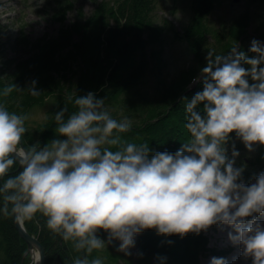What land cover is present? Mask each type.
<instances>
[{
  "label": "clouds",
  "instance_id": "1",
  "mask_svg": "<svg viewBox=\"0 0 264 264\" xmlns=\"http://www.w3.org/2000/svg\"><path fill=\"white\" fill-rule=\"evenodd\" d=\"M250 51L254 58L237 44L224 55L208 52L203 90L184 99L189 138L175 153L150 156L147 144L124 140L131 120L113 118L92 92L71 101L76 111L67 118V106L55 114V132L66 139L20 148L28 117L0 103V213L18 223L42 214L48 230L83 253L72 264H103L88 258L106 247L99 230L127 252L144 230L183 237L213 225L232 228L229 239L243 256L264 264V225L257 219L264 216V173L250 185L238 182L239 153L233 147L230 160L226 148L232 133L249 152L264 146V45L253 40ZM14 90L25 91L12 84L0 95ZM26 90L41 95L35 82ZM211 264L227 261L214 257Z\"/></svg>",
  "mask_w": 264,
  "mask_h": 264
},
{
  "label": "trees",
  "instance_id": "2",
  "mask_svg": "<svg viewBox=\"0 0 264 264\" xmlns=\"http://www.w3.org/2000/svg\"><path fill=\"white\" fill-rule=\"evenodd\" d=\"M157 1L102 0L86 19L78 9L70 26H62L55 39L40 46L38 54L20 62L22 73L15 79V85L30 86L35 82L41 95L34 97L24 92L21 96L22 93L14 90L7 97L0 95V103L9 112L27 116L30 108L43 105L49 98L55 100L43 124L32 131L26 128L22 138L25 148L37 142L43 147L54 139H66L58 137L55 132V114L67 106V118L76 111L71 101L76 96L92 92L96 98L105 100V107L113 118L131 120V130L120 134L124 140L147 144L150 156L157 152L175 153L181 149L189 138L185 128L184 99L190 100L203 90L199 76L207 66L208 52L224 55L237 44L239 52L254 58L246 43L251 16L246 11L230 23L214 27L209 23L213 0H191L188 23L181 33L173 32V36L176 41L187 45L192 60L188 68L167 77L162 50L164 27L157 25L153 16ZM246 1L255 4L264 0ZM73 8L71 3H66V9ZM63 16L61 14L57 20ZM262 27L263 22L258 24L256 32ZM74 36L76 41H73ZM257 37L264 40V31ZM72 61L75 68L71 67ZM249 83H253L250 78ZM4 87L6 85L0 80V93ZM202 109L203 105H200L197 111L202 113ZM235 136L232 133L229 141ZM20 170L17 166L9 175H16ZM262 172L264 146L258 144L256 157L243 169L238 182L249 185ZM23 225L43 247L44 264H72L76 257L83 256L74 249L71 241H63L47 229L42 214L37 213ZM218 226L210 228L215 230ZM150 230L134 237L135 260L129 253L119 251L115 242L107 243L108 233L103 230H99L97 236L106 242V247L94 250L88 258H99L103 264H200L203 258H225L232 251L208 247L206 230L183 237L172 235V242L168 240L171 244L168 241L153 244L147 235ZM26 252L27 246L19 237L12 216L5 217L0 213V264H29Z\"/></svg>",
  "mask_w": 264,
  "mask_h": 264
},
{
  "label": "rangeland",
  "instance_id": "3",
  "mask_svg": "<svg viewBox=\"0 0 264 264\" xmlns=\"http://www.w3.org/2000/svg\"><path fill=\"white\" fill-rule=\"evenodd\" d=\"M102 0H0V80L6 86L15 84V79L21 75L20 62L26 61L33 54L39 53L40 46L57 37L62 26H70L76 19L77 10L80 9L84 19L88 18L96 5ZM69 2L74 7L66 9ZM191 0H158L153 11L156 24L164 27L162 35L163 59L165 61L164 73L173 77L179 71L189 67L192 55L185 43L176 41L173 32L181 33L187 25ZM64 11L62 12V10ZM248 12L251 21L247 27V45L251 48L253 40L264 45V40L257 39V35L264 31V27L258 28V24L264 23V1L250 4L246 0H213V10L209 16V23L219 27L222 23L228 24L234 18ZM63 14L61 20L60 15ZM260 16V17H259ZM165 21V24H164ZM77 37H73L76 41ZM71 67L75 68L74 61ZM26 69L25 71H27ZM169 77V78H170ZM29 81V79H26ZM19 83V82H18ZM29 85H22L20 88H28ZM21 96L27 91H18ZM55 100L47 99L43 105L34 106L28 110L26 128L29 131L35 130L43 124L48 112L54 107ZM258 144L254 145V151L249 152L244 143L236 136L228 142L227 155L233 159V147L239 153L235 157L234 166L244 169L253 162ZM256 180L252 181L255 183ZM0 199V207L2 204ZM258 221L264 225V216H258ZM229 232L233 229L227 225H220L216 230L208 228L206 235L210 247L221 250L232 249L224 259L227 264H253L252 258L243 256V249L239 244H233L229 239ZM233 234H235L233 232ZM153 244L161 243L173 238L172 235H159L155 229L147 232ZM172 242V240H170ZM118 246L120 242L113 240ZM169 242V241H168ZM171 242H169L171 244ZM134 246L127 250L131 257H134ZM37 252V251H36ZM30 263L33 264L31 251L26 252ZM26 255V254H25ZM104 255V253L102 254ZM104 257V256H103ZM135 260V258H133ZM212 257L201 260V264H211Z\"/></svg>",
  "mask_w": 264,
  "mask_h": 264
},
{
  "label": "water",
  "instance_id": "4",
  "mask_svg": "<svg viewBox=\"0 0 264 264\" xmlns=\"http://www.w3.org/2000/svg\"><path fill=\"white\" fill-rule=\"evenodd\" d=\"M19 147L26 149L24 147V145L22 144V142H21V145ZM17 163H19V162L17 161ZM12 219H13V223H14L15 229L17 230L19 237L25 242L28 250L29 251L32 250L33 247L36 248V250L38 252V264H44L45 263L44 249L41 246V244L39 243V241L35 237L29 235L25 231L22 223H18L15 220L14 216H12Z\"/></svg>",
  "mask_w": 264,
  "mask_h": 264
},
{
  "label": "bare ground",
  "instance_id": "5",
  "mask_svg": "<svg viewBox=\"0 0 264 264\" xmlns=\"http://www.w3.org/2000/svg\"><path fill=\"white\" fill-rule=\"evenodd\" d=\"M31 253H32V256H33V264H38V255H37L36 250L33 249V250L31 251Z\"/></svg>",
  "mask_w": 264,
  "mask_h": 264
}]
</instances>
